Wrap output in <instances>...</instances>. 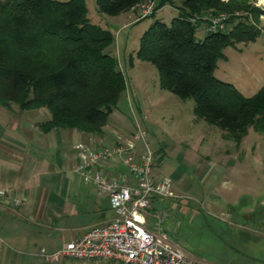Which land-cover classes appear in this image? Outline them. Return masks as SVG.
<instances>
[{"label": "trees", "instance_id": "1", "mask_svg": "<svg viewBox=\"0 0 264 264\" xmlns=\"http://www.w3.org/2000/svg\"><path fill=\"white\" fill-rule=\"evenodd\" d=\"M150 1L95 3L101 14L118 16L130 10L136 15ZM154 1L148 16L175 2ZM237 1L179 0L169 24L156 19L143 32L136 56L155 67L160 88L193 99L197 118L239 143L249 128L264 134V86L246 97L214 72L224 48L254 40L261 30L241 21L230 29L208 30L222 12L237 7L257 12ZM234 18L223 21V27ZM113 39L110 30L90 22L84 0H0V106L46 108L50 117L41 125L44 131L101 134L125 88L117 59L107 51ZM231 262L254 264L236 257Z\"/></svg>", "mask_w": 264, "mask_h": 264}, {"label": "rangeland", "instance_id": "2", "mask_svg": "<svg viewBox=\"0 0 264 264\" xmlns=\"http://www.w3.org/2000/svg\"><path fill=\"white\" fill-rule=\"evenodd\" d=\"M84 2L90 22L113 34L107 51L117 59L125 81L106 125L134 132L139 124L154 158L153 175L172 181L173 198L165 197V203L149 209L147 220L168 231L196 259L229 264L236 257L264 264V134L249 128L239 143L225 138L222 130L194 115L193 99L160 88L155 67L136 56L143 32L156 19L169 24L178 14L179 0L148 17L138 16L142 7L136 15L130 10L107 16L97 11L95 0ZM237 4L257 12L238 7L222 12L227 19L235 17L223 28L241 21L261 31L254 40L224 48L214 74L248 97L264 86V0ZM25 113L36 120L49 115L46 108ZM180 206L191 211L182 213Z\"/></svg>", "mask_w": 264, "mask_h": 264}, {"label": "crops", "instance_id": "3", "mask_svg": "<svg viewBox=\"0 0 264 264\" xmlns=\"http://www.w3.org/2000/svg\"><path fill=\"white\" fill-rule=\"evenodd\" d=\"M25 111L30 110L0 106V187L22 199L18 207H0V264H54L44 261L39 250L54 252L80 237L88 227L114 217L109 197L75 170L74 144L83 142L99 148L117 138L130 137L133 131L108 125L101 134L61 128L44 131L41 125L50 113L45 120H36ZM144 150V144L137 145L138 154ZM100 168L108 177L125 173L116 160ZM162 201L155 198L152 209ZM179 211L189 213L191 209L180 206ZM57 264L120 263L62 259Z\"/></svg>", "mask_w": 264, "mask_h": 264}, {"label": "built area", "instance_id": "4", "mask_svg": "<svg viewBox=\"0 0 264 264\" xmlns=\"http://www.w3.org/2000/svg\"><path fill=\"white\" fill-rule=\"evenodd\" d=\"M155 1L142 6L140 17L148 16ZM225 14L211 19L208 30L223 28ZM144 132L136 123L130 138H117L110 144L96 148L83 142L74 144L77 151L75 170L106 194L114 217L88 227L77 239L64 243L54 252L40 249L44 261L57 264L62 259L75 261H114L120 264H220L196 259L183 249L168 231L147 220L148 210L155 198L164 200L172 196V181L168 177H155L153 155L144 141ZM143 141L145 150L138 154L137 142ZM116 160L125 169L117 177H108L100 166ZM22 199L12 196L0 187V207H18Z\"/></svg>", "mask_w": 264, "mask_h": 264}]
</instances>
